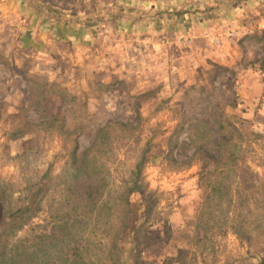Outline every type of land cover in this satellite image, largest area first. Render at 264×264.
<instances>
[{"label": "rangeland", "instance_id": "obj_1", "mask_svg": "<svg viewBox=\"0 0 264 264\" xmlns=\"http://www.w3.org/2000/svg\"><path fill=\"white\" fill-rule=\"evenodd\" d=\"M15 1L20 26L0 10V264L32 240L22 224L55 227L57 264L78 246L116 264V243L124 264H264V0L123 25L116 0H41L54 22Z\"/></svg>", "mask_w": 264, "mask_h": 264}, {"label": "crops", "instance_id": "obj_2", "mask_svg": "<svg viewBox=\"0 0 264 264\" xmlns=\"http://www.w3.org/2000/svg\"><path fill=\"white\" fill-rule=\"evenodd\" d=\"M34 6L35 9H30V6L28 4H26L24 1L22 2V0H18V2L21 4L24 3V6L26 7V9L28 10V12L30 13V11L33 12H38L39 14H42L45 18H50L52 22H54V14L56 11H54V9L52 8V6H46L44 4H42L41 0H29ZM207 0H199L196 3L191 4L192 2L188 1V0H116V10H121L122 11V16H120V18L117 17L116 15V22H122L121 24L123 25L124 23H128V24H133L132 22L137 21V20H141V17H135L134 15L137 14L138 12L141 13V15H145V17L151 16L153 15L154 11L159 10V9H163L166 6H169L170 4L176 8V10H179L181 8H183L185 10V8H187L188 6H192V5H202L204 4V2ZM188 4V5H187ZM15 7L14 9H12V11H10V8ZM0 10H2L4 12V18L7 19L9 17H12V19L14 21H12V25L13 26H20V24L18 25V22L15 21V19H17L18 17H21L22 15H18L15 13V11L17 10V2L15 0H3V2L0 3ZM6 10V11H4ZM21 11V8L19 9ZM53 10V11H51ZM149 10V11H146ZM10 12V14H9ZM1 16V15H0ZM205 18L208 19V17L205 15ZM212 19V21H214V18H209ZM3 20V19H2ZM4 21V20H3ZM22 21V20H20ZM65 22V21H64ZM69 22V21H68ZM136 23V22H134ZM2 25H0V38H1V33L3 36V31H2ZM131 26V25H130ZM15 29V28H12ZM13 31V30H12ZM207 31H205L204 33H206ZM206 36V35H205ZM203 35H201L200 37H205ZM196 38V37H195ZM206 38H210L209 36H206ZM136 45V44H135ZM0 46H2L0 44ZM137 46V45H136ZM138 47H143V46H138ZM179 47H181L179 45ZM127 48L129 47H125L123 48V46L121 44L118 43V49L116 50V54H120L122 56H124L125 54V50H127ZM182 48V47H181ZM137 48L133 47V50H136ZM185 49V48H184ZM185 53H189V51L184 50ZM164 55L163 53L160 54V56ZM181 56V54H180ZM117 68V67H116ZM193 69L191 72L196 74L199 73L200 70H198V65L194 64ZM168 71V69H167ZM175 72V71H173ZM29 224H23V225H17V227L22 228L21 230H25L28 227H33L34 229V234L31 237L32 240L27 244L28 246L26 247V249L22 246V245H18L20 247L17 248V252L15 254V263L16 264H57L55 256L53 254V250L50 249V247L48 245L51 244V242H55L58 240L57 237H59V235L56 233L55 227L54 226H50L51 230L46 232L44 231L42 233V235H38V230H37V226L36 225H29ZM20 230V231H21ZM20 236V235H19ZM19 238V237H18ZM25 238H23V241ZM38 241H41L43 243L44 241V246H38ZM19 242V241H18ZM30 245V251L28 250V247ZM120 247V245L118 243H116V264H121V259L119 257V250L118 248ZM82 247L78 246L73 254H69L67 256V259L64 260V262L66 264H88V262L83 259L82 255H81V251ZM30 252V253H29ZM37 254H40V256H44L43 258H41L40 260H36V256ZM14 256V255H13ZM13 256H10L6 259L5 262H3V264H14L13 260ZM119 257V258H118ZM42 260L44 261L42 263ZM58 260V258H57ZM76 260V261H74Z\"/></svg>", "mask_w": 264, "mask_h": 264}, {"label": "trees", "instance_id": "obj_3", "mask_svg": "<svg viewBox=\"0 0 264 264\" xmlns=\"http://www.w3.org/2000/svg\"><path fill=\"white\" fill-rule=\"evenodd\" d=\"M51 11H53V10H51ZM53 12H54V11H53ZM96 190H97V188H90V191L88 190V192L94 194L95 192H97ZM19 212H21V211H19ZM83 217H84L83 215L77 213V218H79L80 220H83ZM20 224H21V223H20ZM22 225H23V224H22ZM120 252H121V254H122V250H120ZM121 261H122V260H121ZM262 263H263V262H262ZM262 263H261V264H262ZM121 264H124V261H122Z\"/></svg>", "mask_w": 264, "mask_h": 264}]
</instances>
